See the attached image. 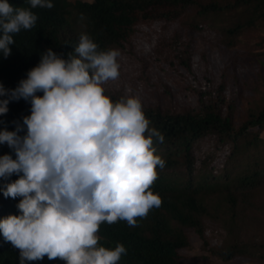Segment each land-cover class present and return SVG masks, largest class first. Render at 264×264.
I'll return each mask as SVG.
<instances>
[{
    "label": "trees",
    "instance_id": "trees-1",
    "mask_svg": "<svg viewBox=\"0 0 264 264\" xmlns=\"http://www.w3.org/2000/svg\"><path fill=\"white\" fill-rule=\"evenodd\" d=\"M53 8L31 9L29 0H8L14 8H29L38 19L31 30L13 35L11 55L0 54V84L15 89L27 72L37 66L41 54L52 49L63 58L76 56L79 36L87 34L98 50H122L140 25L162 21L186 29L190 40L187 55L199 49L197 31L211 30L227 48L235 47L247 33L264 32V0H51ZM166 28V27H165ZM164 28V29H165ZM177 32V31H174ZM260 32V33H261ZM259 44L264 45L261 33ZM164 38V37H162ZM165 39V38H164ZM192 42V43H190ZM196 42V41H195ZM257 44V43H256ZM197 48V49H195ZM184 50V49H183ZM242 53L241 81L237 92L227 96L223 85L202 91L190 106L169 103L142 104L149 127L158 130L163 143L153 138L155 154L165 165L157 167L158 178L151 191L161 198L135 227L126 221L102 223L99 244L114 249L123 244L126 254L118 264H185V250L197 237L208 255L228 261L247 255L249 264H264V51ZM188 58V57H187ZM187 59L182 64L187 66ZM258 66L252 76L251 66ZM252 82L246 83L248 77ZM262 86L261 88L259 86ZM112 87V84H111ZM255 91L235 120L244 88ZM104 94L118 101L123 94L103 85ZM111 89V90H110ZM42 95V93H37ZM7 99V97H0ZM0 115V130L14 131L30 115V101H10ZM223 108L226 109L223 112ZM26 134L25 130L19 135ZM15 153L0 144V156ZM0 179V189L18 179ZM20 197L5 198L0 191V219L19 215ZM184 250V251H182ZM0 264H20L19 250L0 234ZM25 264H65L63 260L25 261Z\"/></svg>",
    "mask_w": 264,
    "mask_h": 264
},
{
    "label": "clouds",
    "instance_id": "clouds-1",
    "mask_svg": "<svg viewBox=\"0 0 264 264\" xmlns=\"http://www.w3.org/2000/svg\"><path fill=\"white\" fill-rule=\"evenodd\" d=\"M31 9L53 8L51 0H29ZM37 15L0 0V54L11 55L13 35L31 30ZM76 56L47 49L37 66L15 89L0 84V115L10 101H30V115L14 131L0 130V144L15 159L0 156V179L19 178L0 191L5 198L20 197L19 215L0 219V234L19 250L25 261L60 259L65 264H118L126 254L123 244L100 246V225L137 218L162 203L151 186L157 167L153 138L137 97L113 102L103 85L119 77L116 49L98 50L87 34L79 36ZM42 93V95H37ZM26 134L19 133L25 130Z\"/></svg>",
    "mask_w": 264,
    "mask_h": 264
},
{
    "label": "rangeland",
    "instance_id": "rangeland-1",
    "mask_svg": "<svg viewBox=\"0 0 264 264\" xmlns=\"http://www.w3.org/2000/svg\"><path fill=\"white\" fill-rule=\"evenodd\" d=\"M260 32L247 33L239 44L227 48L219 40L220 36L216 30L213 32L203 29L197 31L194 42H190L192 45L199 44L198 52L193 51L187 55L185 48L188 44L184 41L190 39L186 35L185 28L173 22L162 21L140 25V29L135 32L130 42L119 51L120 55L117 57L120 65L119 77L109 80L104 85L119 90L125 97H137L141 103L151 106L169 103L174 107L175 105L190 107L198 101L202 91H214L220 84L230 97L237 92L242 79L239 66L241 63L238 61L242 53H246L247 50L264 51V45L258 42V36L264 34ZM182 59H187V66L182 64ZM257 70L258 66H251L252 76H255ZM263 81L264 70L261 71L258 83L262 84ZM249 82H252L250 75L246 83ZM254 92L251 87H247L239 93L241 98L235 113L236 121L241 117L240 111L244 110ZM225 111L226 109L223 108V112ZM261 135L264 137V132ZM190 243L189 249L182 250L189 255L185 264H249L251 262L247 255H236L228 261L208 255V252L201 248L202 242L197 237H192Z\"/></svg>",
    "mask_w": 264,
    "mask_h": 264
}]
</instances>
